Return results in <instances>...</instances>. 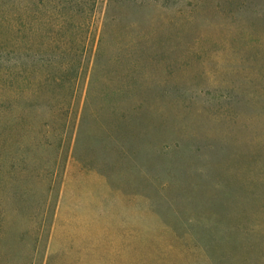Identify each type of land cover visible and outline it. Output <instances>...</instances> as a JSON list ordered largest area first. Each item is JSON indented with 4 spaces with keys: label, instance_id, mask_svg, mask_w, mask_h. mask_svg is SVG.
I'll list each match as a JSON object with an SVG mask.
<instances>
[{
    "label": "rangeland",
    "instance_id": "rangeland-1",
    "mask_svg": "<svg viewBox=\"0 0 264 264\" xmlns=\"http://www.w3.org/2000/svg\"><path fill=\"white\" fill-rule=\"evenodd\" d=\"M174 1L156 7L155 49L144 66L109 68L112 80L124 76L136 87L116 81L110 98L99 91L90 98L89 107L101 110L92 121L109 119L112 106L120 117L131 101L153 105L142 116L135 155L106 176L71 149L45 215L39 186L25 195L24 214L0 209V264H211L201 250L204 229L224 228L220 221L228 224L242 206L264 210V0ZM85 94L81 84L71 98L72 125ZM22 138L15 130L11 149L0 152V185L9 162L32 168L34 152L18 147ZM82 139L111 141L94 128ZM101 145L92 148L113 144ZM173 228L195 230L197 239L176 238ZM260 255L244 264H264Z\"/></svg>",
    "mask_w": 264,
    "mask_h": 264
},
{
    "label": "trees",
    "instance_id": "trees-1",
    "mask_svg": "<svg viewBox=\"0 0 264 264\" xmlns=\"http://www.w3.org/2000/svg\"><path fill=\"white\" fill-rule=\"evenodd\" d=\"M172 1L0 0V152L11 149L17 129L23 134L18 147L34 152L28 157L32 168L18 169L15 161L4 167L0 209L5 216L24 214L25 195L35 186L40 187L41 199L45 197L37 208H44L43 215L50 210L71 149L83 166L106 176L133 158L143 128L142 116L153 105L131 101L121 118L116 117L112 106L105 112L109 119L92 121L101 110L89 107L90 98H96L97 91L110 98L107 88L116 81L124 90L134 89L124 76H113L112 80L107 75H111L109 68L117 65L133 72L144 66L145 57L155 49L156 7ZM179 1L184 0L172 4ZM92 52L93 62L87 61ZM81 84L86 105L80 121L72 125L75 111L71 98ZM93 128L111 140L112 152L92 148L109 146V141L87 143L82 139V134ZM1 158L9 161V156ZM232 215L228 224L220 221L224 228L204 229L208 238L201 250L211 264H244L254 254L264 256V210L255 212L242 206ZM37 223L34 229L39 244L45 222ZM193 231L181 235L173 228L176 238L183 241L197 239Z\"/></svg>",
    "mask_w": 264,
    "mask_h": 264
}]
</instances>
